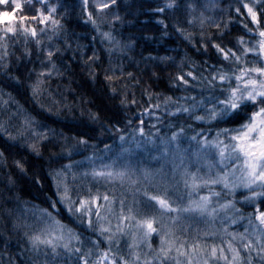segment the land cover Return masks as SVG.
<instances>
[{
  "label": "trees",
  "instance_id": "trees-1",
  "mask_svg": "<svg viewBox=\"0 0 264 264\" xmlns=\"http://www.w3.org/2000/svg\"><path fill=\"white\" fill-rule=\"evenodd\" d=\"M47 2L56 6L53 16L60 22L57 30H53L50 22L26 21V26L36 28L37 36L9 35L6 37L8 55L0 60V123L16 137L11 140L0 132V152L3 153L0 156V264H30L36 260L43 264L45 257H38L30 250L24 235L36 227L33 206L52 211L57 220L80 236L85 248H91L92 241L99 244V248L93 250L89 264L109 249L105 236L96 230L98 225L94 216L93 227L89 228L86 219L69 213L67 207L58 202L52 175L55 170L70 162H81L79 166H73L67 177L72 199L78 202L81 196L107 193L110 198L115 197L116 215L121 199L125 201V207L134 200H139L143 207L145 188L153 194L166 191L174 206H183L189 199L188 190L179 173L173 175L171 153H162L161 138H168L183 127L185 135L181 147L188 148V138L195 133L203 131L208 139H212L217 129L238 127L247 113L246 110L245 114L226 118L223 122L196 121L192 114L177 113L175 108L199 104L194 114L203 115L207 104H200V101H207L219 93V87L208 82L211 74L221 67L228 71L233 64L224 61L212 43L239 53L243 47L252 46L260 39L257 26L251 23L242 8V3L253 0H197L196 9L191 13L185 7L186 0H174L176 6L166 8L164 12L157 9L164 7L167 0H117L113 11L120 16L119 20H113L111 16L101 18L89 0L88 10L93 13L97 25L88 20L82 0ZM21 3L25 8L20 14H34L27 7V0H21ZM237 8L241 11L237 12ZM190 18L192 23H188ZM202 18L205 19L203 25L200 24ZM261 27H264V19ZM41 29H44L43 33ZM103 32H110L113 41L104 39ZM185 34L191 39H186ZM238 37H243V45L237 43ZM4 51L5 48L0 47V56ZM49 51L53 53L51 58L47 55ZM241 59L251 64L257 58L249 54ZM49 70L51 75H48ZM189 71L196 79L186 75ZM108 75L113 79H105ZM177 75H185L189 83L181 84L176 80ZM38 79L43 81L40 85L42 93L34 97L32 86ZM167 97L171 100L166 102ZM122 100L125 102L121 103ZM26 117L34 120L36 130L46 134L47 138L40 141L39 155L28 148L36 138L31 131H24L22 121ZM140 127L144 128L143 137L138 131ZM121 135L125 137L124 147L133 148L132 161L138 169L150 170L152 177L145 179L138 171L132 177L138 180L135 185L128 180L122 183L96 180L91 175L85 178L82 174L90 173L93 166L88 158L97 168L101 163H109L120 150ZM147 137H151L155 145L146 144L136 149L134 142L144 144ZM81 139L86 143H79ZM105 145L111 150L105 152ZM192 146H195L194 142ZM209 158L215 159L214 154ZM16 161L22 168L17 167ZM206 171L202 168L201 174ZM72 173L77 174L75 179ZM136 188H140V192H136ZM214 190L221 192V202L233 200L240 210L239 215L247 217L254 213L257 204L264 211V198H258L254 203L246 201L244 197L249 193L244 188H237L234 193L224 192L220 187ZM207 191L201 188L199 194H207ZM192 198H197L195 193ZM52 201H57L55 211L50 207ZM100 203H104L103 200ZM116 215L109 216L113 230L117 226ZM163 220L167 222L169 217L164 216ZM247 224V218L237 220L236 224H229L228 230L243 232ZM179 226L190 227L189 236L212 230L208 223L192 221L187 216L181 217ZM214 227L218 231L214 242L219 243V230L223 227L219 218ZM114 240L118 243L111 244L110 258L113 253L127 255L131 236L118 234ZM151 242L156 247L159 237L154 235ZM72 243L74 247L81 246L76 241ZM42 250L48 251L43 246ZM68 255L65 253L57 264H63ZM75 260L73 256L69 264H74Z\"/></svg>",
  "mask_w": 264,
  "mask_h": 264
},
{
  "label": "snow or ice",
  "instance_id": "snow-or-ice-1",
  "mask_svg": "<svg viewBox=\"0 0 264 264\" xmlns=\"http://www.w3.org/2000/svg\"><path fill=\"white\" fill-rule=\"evenodd\" d=\"M91 2L95 12L101 18L107 19L111 16L113 20L120 19V16L113 11L117 7V0H91ZM82 3L88 20L93 25H97L93 13L88 10L89 0H82ZM196 3L197 0H186L185 7L190 13L194 12ZM175 6L174 0H167L165 6L157 11L164 12L166 8L172 9ZM27 7L34 14L31 16L20 14L25 8L21 0H0V41L5 42L0 44V47L5 48L0 60L8 55L6 37L9 35L23 34L25 37L31 35L33 38L37 36L36 28L26 26V21L31 20L39 24L50 22L53 30H57L60 22L53 16L57 10L55 5H50L47 0H27ZM242 8L246 11L251 23L257 26L260 39L252 46L243 47L239 53L232 48L212 43V47L223 60L231 61L233 64L228 71L221 67L211 74L208 82L218 86L219 93L211 96L207 101L203 99L200 101V104H207L203 115L194 114V109L199 107V104L189 107L180 105L175 108V112L190 113L192 119L196 121L223 122L226 118L231 119L245 114L247 110L244 122L236 128L217 129L212 139H208L203 131L195 133L188 138L190 141L188 148L181 147V140L185 135L183 127L173 132L170 137L160 140V144L163 145L162 153L164 155L171 153L173 175L175 176L178 172L181 182L188 190L189 199L186 204L174 206L167 197L166 191L164 194H153L145 188L143 207L139 200H134L132 204L125 207V201L121 199L119 214L116 215L115 197L110 198L107 193L81 196L78 197V202L72 199L67 177L73 166H79L81 162H70L52 174L59 196L58 202L64 204L69 213L78 214L81 219H86L89 228L93 227L94 216L98 225L96 230L105 236L110 246L108 250L92 260L91 264H221V262L222 264H264V211L260 210V205H256L254 213L244 217L239 215L240 210L236 208L233 200L224 199L221 202V192L214 190L220 187L224 192L234 193L237 188H244L249 193L244 197L246 201L254 203L258 198H264V27H261L262 19H264V0L242 3ZM236 11L240 12L241 9L237 8ZM188 23H192L191 18ZM204 23L205 19H200V24ZM97 30L99 31L98 26ZM40 31L43 33L44 29ZM178 31L182 30L178 29ZM248 31L253 30L248 29ZM201 35L203 37V34ZM102 36L110 42L114 39L110 32H103ZM185 38L191 39L188 34H185ZM36 42L40 43L39 40ZM237 43L243 45V37H238ZM249 54H254L257 58L254 63L249 64L241 59L242 56L247 57ZM47 55L51 58L53 53L49 51ZM40 75L43 76L44 73ZM48 75H51V70ZM186 75L196 79L191 71ZM105 79L112 80L113 77L108 75ZM176 80L183 85L189 83L185 75H177ZM215 82H218V85ZM42 83L43 81L38 79L32 86L34 97H39L42 93L40 88ZM112 90L115 92V89ZM168 100L171 98L167 97L166 102ZM124 102V100L121 101V103ZM22 124L24 131H31L32 136L36 138L28 144V148L39 155L40 141L47 138L46 134L36 130L32 118L26 117ZM138 131L142 137L145 136L143 127H140ZM0 132L5 133L11 140L16 139L11 132H8L4 123H0ZM19 134L23 135V132ZM119 139L120 150L109 163H101L97 168L95 162L88 158L93 166L90 173L85 171L82 174L85 178L91 175L96 180L103 179L109 182L119 180L123 183L128 180L135 185L138 180L132 177L138 171L142 172L145 179L152 177L150 170L138 169L132 161L130 155L133 148L124 147L125 137L121 135ZM79 143L83 144L86 141L81 139ZM146 144L155 145V141L147 137L144 144L140 141L134 142L136 149ZM110 150L109 146L105 145V152ZM213 154L215 159H210L209 157ZM0 156H3L2 152ZM15 163L17 167L22 168L19 161ZM193 167L195 171L191 170ZM202 168L207 169L203 175ZM72 176L75 179L77 174L72 173ZM201 188L208 189L207 194L200 195ZM88 191L91 193V188ZM135 191L140 192V188H136ZM193 193L196 194V199L192 198ZM101 200L104 203H100ZM56 204L57 201L50 203L53 211L56 210ZM32 213L36 227L31 232L26 231L24 235L30 250L34 251L38 257L41 255L45 257L43 264H57V260L65 253L69 255L63 264H69L73 256L76 257L74 264H89L93 250L99 248L96 241L91 242V248H85L80 236L57 220L52 211L33 206ZM112 215H116L117 219L115 230L112 229L109 220V216ZM164 216L169 217L167 222H164ZM183 216H187L192 221L208 223L212 230L189 236L192 229L179 226ZM218 218L223 227L219 230L220 242L215 243L218 231L214 227V222ZM245 218L248 224L243 232L228 230L229 224H236L237 220ZM25 227L27 228L28 225L25 224ZM118 234L131 236V242L127 244L128 252L127 255L113 253L110 258L111 244L118 243V240H114ZM154 235L159 237L156 247H153L151 242ZM73 241L81 246L74 247ZM42 246L48 251H43ZM82 251L83 254H81ZM49 256L51 259L48 258ZM30 264H40V261H30Z\"/></svg>",
  "mask_w": 264,
  "mask_h": 264
}]
</instances>
